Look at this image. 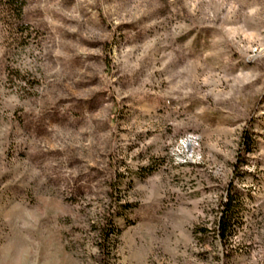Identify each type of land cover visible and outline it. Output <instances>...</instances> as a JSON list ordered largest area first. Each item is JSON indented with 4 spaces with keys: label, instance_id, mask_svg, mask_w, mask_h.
I'll use <instances>...</instances> for the list:
<instances>
[{
    "label": "rangeland",
    "instance_id": "rangeland-1",
    "mask_svg": "<svg viewBox=\"0 0 264 264\" xmlns=\"http://www.w3.org/2000/svg\"><path fill=\"white\" fill-rule=\"evenodd\" d=\"M23 1L0 0V264H264V0Z\"/></svg>",
    "mask_w": 264,
    "mask_h": 264
},
{
    "label": "trees",
    "instance_id": "trees-1",
    "mask_svg": "<svg viewBox=\"0 0 264 264\" xmlns=\"http://www.w3.org/2000/svg\"><path fill=\"white\" fill-rule=\"evenodd\" d=\"M9 2L16 3L17 11L19 14H21V11L24 6V1L23 0H9ZM249 146H250L249 142H246V150L249 149ZM237 205L238 204L236 202L235 195H233L232 191L229 190L227 201L223 204L222 215H221L219 226H218V235L222 241H227L233 231ZM106 228L108 230L105 231V234L102 236V238L105 244L106 243L109 244L113 234L115 233L114 222L110 220L107 223Z\"/></svg>",
    "mask_w": 264,
    "mask_h": 264
}]
</instances>
